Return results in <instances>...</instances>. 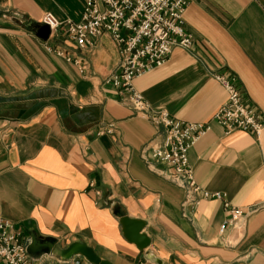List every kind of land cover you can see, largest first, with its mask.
I'll list each match as a JSON object with an SVG mask.
<instances>
[{"label":"crops","instance_id":"obj_1","mask_svg":"<svg viewBox=\"0 0 264 264\" xmlns=\"http://www.w3.org/2000/svg\"><path fill=\"white\" fill-rule=\"evenodd\" d=\"M85 1L0 0V217L29 243L33 235L59 248L83 241L111 264H264V207L222 233L229 211L220 199L200 198L182 215L184 190L150 155L165 128L105 82L120 61L110 35L84 48L61 30L40 36L44 13L78 21ZM184 27L191 48L174 47L134 87L153 109L208 124L188 150L201 188L245 211L264 204V130L225 133L212 119L226 99L214 77L221 73L264 115V0H190ZM137 228L141 239L132 240ZM32 257L92 264L80 255Z\"/></svg>","mask_w":264,"mask_h":264},{"label":"built area","instance_id":"obj_2","mask_svg":"<svg viewBox=\"0 0 264 264\" xmlns=\"http://www.w3.org/2000/svg\"><path fill=\"white\" fill-rule=\"evenodd\" d=\"M190 0H86L78 21L58 20L46 12L41 22L51 32L63 31L77 47L84 48L104 33L110 35L118 47L119 69L110 74L106 83L126 93L124 101L136 112L145 114L165 128L162 144L150 151L155 161L171 169L170 179L185 192L182 215L186 206H194L200 198L220 199L228 208L229 217L221 224L222 233L227 226L241 228L243 218L264 207V204L243 210L230 206L222 193L201 188L195 181L188 161L189 148L209 129L207 123L175 119L162 108H152L143 95L136 90L133 80L146 71L160 66L174 47L190 49L192 37L184 27V11ZM54 52L70 60L61 49ZM80 71L84 66L74 59ZM215 79L226 91V99L215 111L212 119L219 123L225 133L241 130L260 136L264 130V115L245 101L233 76L215 74ZM113 129L110 123L106 132ZM29 239L10 220L0 217V264H36L27 250Z\"/></svg>","mask_w":264,"mask_h":264},{"label":"water","instance_id":"obj_3","mask_svg":"<svg viewBox=\"0 0 264 264\" xmlns=\"http://www.w3.org/2000/svg\"><path fill=\"white\" fill-rule=\"evenodd\" d=\"M37 29L41 32L40 36L42 37L49 34L48 26L45 24L38 25ZM138 232L139 228L133 232L130 231L127 236L132 238V240L141 239L137 236ZM146 245L147 243H140L138 247L143 248ZM27 250L30 254L52 252L62 260H71L73 256L80 255L92 264H111L110 262L99 258L93 249L83 241H73L67 247L59 248L55 246V240L53 238L39 239L33 235L31 242L28 244Z\"/></svg>","mask_w":264,"mask_h":264}]
</instances>
